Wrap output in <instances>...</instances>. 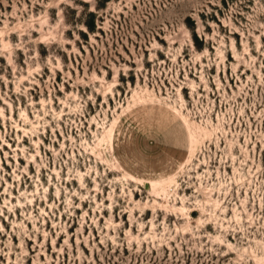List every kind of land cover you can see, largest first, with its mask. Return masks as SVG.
Instances as JSON below:
<instances>
[{
	"label": "rangeland",
	"instance_id": "rangeland-1",
	"mask_svg": "<svg viewBox=\"0 0 264 264\" xmlns=\"http://www.w3.org/2000/svg\"><path fill=\"white\" fill-rule=\"evenodd\" d=\"M0 264H264V0H0Z\"/></svg>",
	"mask_w": 264,
	"mask_h": 264
}]
</instances>
